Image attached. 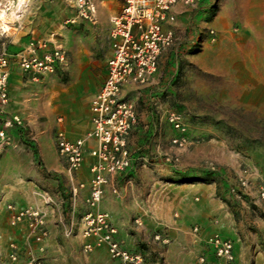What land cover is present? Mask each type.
I'll use <instances>...</instances> for the list:
<instances>
[{
    "label": "rangeland",
    "instance_id": "obj_1",
    "mask_svg": "<svg viewBox=\"0 0 264 264\" xmlns=\"http://www.w3.org/2000/svg\"><path fill=\"white\" fill-rule=\"evenodd\" d=\"M209 5H214L213 14L207 12ZM191 8L203 17V20L196 17L197 21L193 22L197 33L190 28L184 11L177 18L180 27H176V39L161 53L157 74L152 75V110L158 114L164 112L166 123L168 112H179L187 127L189 143L184 147L172 146V135L166 137L163 132L159 141H152V163L145 164L152 170V182L148 185L145 177L141 181V200L150 206L145 215L149 224H160L152 231L153 241L157 243L154 234L159 233L167 242L152 245L157 247V258L153 255L152 261L150 253L143 254L148 264H168L167 255L177 261L182 246L186 252L185 264H196L197 251L187 230L199 224L201 232L208 233L212 224L219 223L223 210H241L238 211V219L243 221L241 228H249L253 233L257 222L264 221V211H261L264 203L256 199L257 190L264 186V0H203ZM0 13L3 12L0 10ZM193 14L195 11H191L190 15ZM0 18L3 20L4 15ZM67 23L71 25L73 21ZM210 28L215 32L213 40L208 32ZM81 39L84 42L83 36ZM192 43H195L194 51L190 50ZM171 51L175 55L169 58ZM69 58L67 52L66 65L37 79L30 78L23 88L28 96L21 104L22 110L32 122H44L46 114H51L56 123L59 106L74 111L78 106L84 108L90 104L100 78L92 80L94 84H76L68 71ZM31 124L26 120L25 137L19 142L33 150L35 138ZM54 134L55 127L53 137ZM5 170L7 174L0 170L3 173L0 176V260L6 257L13 239L3 214L4 203L11 198L4 197V191L13 185L15 177H11L18 173V168L8 163ZM207 171L213 172L214 181L209 176L201 181ZM186 174L195 180L184 181L182 177ZM241 175L247 177L245 187L239 185ZM195 186L204 189L202 194L195 193ZM225 186L240 189L242 198L233 197ZM195 206L202 208L200 212ZM196 212L201 219H197ZM135 217L131 219L133 224H137ZM245 217L255 219L250 223L252 228L244 224ZM141 224H144L142 218ZM169 224L177 227L171 229ZM71 228L69 235L64 233L65 229L63 234L75 240L77 231ZM253 239L260 243L259 249L264 248L262 237ZM82 243L76 241L74 247L62 244L64 253L75 249L70 252L75 258L62 264H118L103 248V254L100 249L84 252ZM243 244L246 248L247 243ZM36 254L43 264H53L41 257L39 251Z\"/></svg>",
    "mask_w": 264,
    "mask_h": 264
},
{
    "label": "crops",
    "instance_id": "obj_2",
    "mask_svg": "<svg viewBox=\"0 0 264 264\" xmlns=\"http://www.w3.org/2000/svg\"><path fill=\"white\" fill-rule=\"evenodd\" d=\"M92 2L95 5L93 20L78 16L71 0H25L23 5L18 0V4L12 10L0 13L1 16L4 15L3 20L0 18V26L5 29L4 32H0V50H6L11 59L8 67V102L1 107V117L6 118L17 114L23 123L21 126L8 128L12 140L9 146L4 147L0 156V170L4 174H7L5 169H7L8 163L18 168V173L11 177L12 179L15 177L12 180L14 181L13 185L4 191V197L11 198L3 206L6 228L13 235L9 244L16 241L24 247H33L34 249L38 247L39 244L27 238L24 222L15 227L7 224L6 204L14 203L18 207L27 204L44 206L36 192L45 190L52 195L54 203L45 205L48 236L41 244L42 250L36 248L35 252L39 251L41 257L47 258L53 264H62L67 259L75 258L74 254H70L75 249L71 248L67 253H64L62 244L67 243L74 247L76 241H81V243L84 241L80 235L81 218L87 209L85 198L89 193L91 178L89 167L93 161L88 150L95 144L94 140L87 142V151L84 154L82 165L75 171H69L65 160L58 154L53 128L55 127V130L56 128L62 129L69 138L85 135L91 128L89 105L87 104L84 108L78 106L74 111L70 107L59 106L60 115L55 117L56 123L50 117L51 114H46L47 120L44 122H32L27 118L21 106L24 100H27L28 93L23 92V88H26L30 77L22 71L14 55L24 48L30 39L47 38L51 33L57 34V38L70 55L67 67L75 83L82 85L100 78L98 86L93 91L95 92L105 76L106 61L110 55L111 18L119 12L121 1L92 0ZM18 5L20 7L17 8ZM174 10L176 12L174 29L180 27L177 18L183 16V12L186 11L190 28L196 34L193 22L197 21L196 17L203 20L201 13L191 7H185L181 3H177ZM191 11H195L193 16L190 15ZM70 18L74 19L71 25L67 23ZM2 22H4L3 25ZM82 36L84 42L81 39ZM174 51L170 52L169 58L175 55ZM156 74L155 72L153 75ZM152 78L154 79V76ZM152 78L150 84L144 87L127 82L123 85L120 93L122 97L129 98L133 102L136 113V121L127 137V145L135 156L143 155L149 159H152V141H159L161 132L165 136H171L174 133L166 123L164 112L158 114L152 110ZM58 119L60 120L58 121ZM26 120L28 123H32L35 154L26 144L19 142L21 137H25ZM2 172L0 176L3 175ZM144 177L147 178L146 182L150 185L152 170L145 167L142 159L138 158L132 162L128 170L118 173L111 178L109 184L105 185L99 208L110 213L111 221L117 228L116 237L121 243L128 249L139 251L145 256L150 253L149 259L152 261V256L156 257L155 251H157L155 250L157 247H152V245L161 243L159 240L157 243L153 241L152 231L159 228L160 224H149L148 217L145 216L150 206L141 200V181H145ZM112 185L118 187L120 196L112 193ZM195 187V193L202 194L204 189L202 190L200 186ZM73 188H76L75 194L72 193ZM196 208L202 209L200 206H195ZM232 210L221 211L218 218L219 223L212 224L208 233L218 231L233 241L235 264H264V248L259 249L260 243L253 239L255 236L264 239V221L257 222L256 226L253 225L254 233L250 232L249 228H241L243 221L238 219V211L241 210L237 208L233 210L234 212ZM257 210L260 211V208ZM261 211H264V207L261 208ZM199 212H196L197 219H201ZM137 214L140 216V224H133L131 219ZM141 218L144 224H141ZM244 219L246 220L244 224L252 228L250 223L255 222V219L251 220L248 217ZM67 226L74 227L77 231L75 240H70L63 234V229L69 228ZM168 227L172 229L177 226L169 224ZM187 233H189L190 241L194 243L195 251H197L196 264H200L198 262L199 255L206 257V264H220L205 243V236L208 233L203 234L200 229V233L195 235L190 228ZM243 243H247L246 248L243 247ZM252 244L254 247L251 246ZM144 245L147 248H144ZM180 249L181 254L176 258L177 261H173L171 255H167L168 264H185V247L182 246ZM99 251L103 254L106 250L103 248L104 252L102 249ZM168 252L169 249L166 253ZM146 259L148 258L146 257ZM116 262L121 264L119 261Z\"/></svg>",
    "mask_w": 264,
    "mask_h": 264
},
{
    "label": "built area",
    "instance_id": "obj_3",
    "mask_svg": "<svg viewBox=\"0 0 264 264\" xmlns=\"http://www.w3.org/2000/svg\"><path fill=\"white\" fill-rule=\"evenodd\" d=\"M121 7L111 18L110 55L106 61V72L99 87L92 95L89 104L91 128L85 135L69 138L62 129L56 128L54 142L58 154L67 164L69 171H75L82 165L87 151V142L94 140L95 144L88 153L93 158L89 170L91 178L89 193L85 198L87 209L82 215L80 235L84 239L82 249L86 253L105 248L109 256L121 264H148L144 255L125 247L116 237L117 228L111 221L108 211L99 208L105 185L118 173L128 170L132 162L138 158L146 164L152 160L143 155L135 156L127 145V137L136 121L133 102L121 96V89L127 82L139 86L149 85L152 75L156 72L161 53L172 46L176 36L173 23L176 20L174 6L181 3L185 7H197L203 0H120ZM77 15L93 20L95 5L92 0H71ZM18 0H3L0 2L2 12L12 10ZM20 5L17 6V8ZM70 18L67 22H72ZM5 29L0 26V32ZM214 39V30L208 29ZM57 34L51 33L47 38L30 39L14 56L22 69L32 79L46 73L54 72L67 63V52ZM10 55L6 50H0V156L4 147L11 143L12 137L8 128L21 126L22 119L14 114L11 117H1V107L8 102V76ZM60 119H58L59 121ZM167 121L173 129L170 143L175 147H184L189 143L187 127L182 115L176 111L167 113ZM82 185V184H80ZM239 185H247L246 175L239 177ZM111 191L120 196V190L112 185ZM229 192L236 199H241L243 192L230 187ZM76 193V188L72 189ZM44 206L27 204L18 207L7 203V222L15 227L24 222L26 236L34 243H42L48 236L46 225L47 211L45 205L54 203L52 195L41 190L36 192ZM258 202L264 203V186L256 193ZM140 224V218H134ZM72 228H65L69 235ZM192 233L198 235L200 226L194 225ZM154 238L167 242V238L159 233ZM205 243L220 264H235L233 241L218 231L205 236ZM200 264H206V257L199 255ZM0 264H43L33 247L25 248L20 243L12 241L9 244L5 258Z\"/></svg>",
    "mask_w": 264,
    "mask_h": 264
},
{
    "label": "trees",
    "instance_id": "obj_4",
    "mask_svg": "<svg viewBox=\"0 0 264 264\" xmlns=\"http://www.w3.org/2000/svg\"><path fill=\"white\" fill-rule=\"evenodd\" d=\"M213 7H214V5H209V8L207 9V12L210 11V13L213 14ZM200 8H201V7H200ZM204 10H206V9H204ZM190 50H191V51H194V50H195V43H192V47L190 48ZM33 152H34V154L36 153V150H35L34 147H33ZM207 172H208V173L205 174V175L203 176V179H201V181L206 180L207 176L210 177V180L214 181V180H215V177H214L213 172H211V171H207ZM208 174H209V175H208ZM182 179H183L184 181L195 180L194 178H192L191 176H189V175H187V174L184 175V176L182 177ZM207 179H208V178H207ZM199 180H200V179H199ZM225 189L227 190V189H229V188L225 186Z\"/></svg>",
    "mask_w": 264,
    "mask_h": 264
},
{
    "label": "clouds",
    "instance_id": "obj_5",
    "mask_svg": "<svg viewBox=\"0 0 264 264\" xmlns=\"http://www.w3.org/2000/svg\"><path fill=\"white\" fill-rule=\"evenodd\" d=\"M19 3L23 5L25 3V0H19Z\"/></svg>",
    "mask_w": 264,
    "mask_h": 264
}]
</instances>
